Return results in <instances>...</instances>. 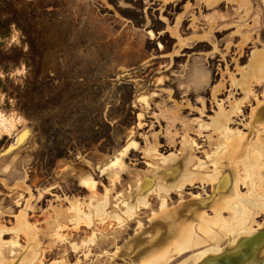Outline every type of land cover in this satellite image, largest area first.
Segmentation results:
<instances>
[{
	"label": "rangeland",
	"instance_id": "rangeland-1",
	"mask_svg": "<svg viewBox=\"0 0 264 264\" xmlns=\"http://www.w3.org/2000/svg\"><path fill=\"white\" fill-rule=\"evenodd\" d=\"M0 264H264V0H0Z\"/></svg>",
	"mask_w": 264,
	"mask_h": 264
}]
</instances>
